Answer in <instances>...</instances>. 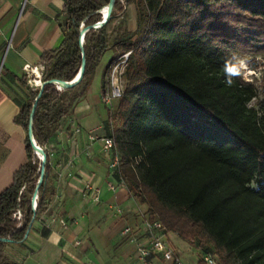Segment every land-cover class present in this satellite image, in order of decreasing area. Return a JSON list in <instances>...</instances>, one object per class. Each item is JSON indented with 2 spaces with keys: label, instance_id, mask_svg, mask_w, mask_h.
Wrapping results in <instances>:
<instances>
[{
  "label": "trees",
  "instance_id": "trees-1",
  "mask_svg": "<svg viewBox=\"0 0 264 264\" xmlns=\"http://www.w3.org/2000/svg\"><path fill=\"white\" fill-rule=\"evenodd\" d=\"M108 3L65 0V34L57 48L41 54V80H73L81 47L85 68L71 88L44 84L32 121L37 145L49 142L87 93L102 56L113 51L102 72L104 87L109 66L131 51L127 84L105 125L115 136L124 186L146 205L148 220L204 246L220 264H264V74L259 98L237 61L250 53L264 60V0H114L105 22L87 29L81 43L80 25L101 21ZM130 4L134 29L110 39L109 23ZM37 94L31 92L14 118L26 133L27 161L0 192V264H18L5 255L6 246L23 243L47 206L45 175L31 208L41 161L27 130ZM253 98L258 108L249 104Z\"/></svg>",
  "mask_w": 264,
  "mask_h": 264
},
{
  "label": "crops",
  "instance_id": "crops-1",
  "mask_svg": "<svg viewBox=\"0 0 264 264\" xmlns=\"http://www.w3.org/2000/svg\"><path fill=\"white\" fill-rule=\"evenodd\" d=\"M64 4L65 0H0V192L27 161L26 133L14 118L20 104L41 83V54L57 48L64 37ZM97 69L87 93L78 97L72 113L59 121L45 145L49 161L44 181L46 210L34 219L23 243H8L5 248V255L18 264H145L122 230L130 225L142 236L146 205L119 184L117 174L108 168L110 156L99 144L91 152L85 149L87 132L106 133L110 114L101 106L105 105L102 75L96 80ZM107 181L117 185L114 191ZM85 182L99 186L100 202H93L89 191H84ZM165 237L187 264L183 254L194 247L174 232H166ZM148 260L149 264H170L160 253Z\"/></svg>",
  "mask_w": 264,
  "mask_h": 264
},
{
  "label": "built area",
  "instance_id": "built-area-1",
  "mask_svg": "<svg viewBox=\"0 0 264 264\" xmlns=\"http://www.w3.org/2000/svg\"><path fill=\"white\" fill-rule=\"evenodd\" d=\"M130 53L131 51H126L118 55L108 68L106 83L101 91V100L106 104H112L114 100H118L123 95L124 84L122 81L125 75ZM38 68L39 70L43 71V65H39ZM35 69H37V67ZM75 132H80V128L75 127ZM86 138L85 149L87 152L92 151L94 144H99L100 149L103 152L108 153L110 156L108 168L117 174L119 177V184L124 185L123 180L120 177L121 157L117 149L112 127L110 126V133H98L96 130H90L87 132ZM42 147L44 150H46L45 146ZM70 163L71 162H69V164ZM106 183L108 188L112 191H114L117 187V185L112 181H107ZM85 190L89 191L88 194H90L93 202H100L101 189L98 185L85 182L84 191ZM36 206L37 202L35 201L32 205V209L36 210ZM115 208L117 213L122 212V209L119 206H116ZM15 216L17 218L21 217V212L19 209L15 212ZM42 225L47 227L46 223L44 222H42ZM143 226L144 230L142 236L138 233L136 228L130 225H126L123 228L122 234L125 235L128 240L135 243L138 256L142 261H144L145 264H149L148 258L154 253H160L163 260L169 262L170 264H185L175 248L171 246L166 239V233L158 219L150 221L146 218L143 222ZM203 260L206 264H219L217 257L209 252L204 254Z\"/></svg>",
  "mask_w": 264,
  "mask_h": 264
},
{
  "label": "rangeland",
  "instance_id": "rangeland-1",
  "mask_svg": "<svg viewBox=\"0 0 264 264\" xmlns=\"http://www.w3.org/2000/svg\"><path fill=\"white\" fill-rule=\"evenodd\" d=\"M102 11V9H101ZM136 19V12H135V7L133 4L127 5L125 6L123 12L119 15L118 18H116L114 21L110 22L108 25V34H109V38H113L117 33H121L123 30H132L135 27V20ZM118 54V53H117ZM112 53L110 51H107L101 58L96 72V80L99 76V78L102 75V71H103V67L105 66V64L109 61V59L111 58ZM237 61L239 62V66L241 69V75L243 77V79L245 81H250L253 82L254 85L256 86V90L258 92V97L262 98L263 94L261 91V86H260V82L262 79V76L264 74V60L261 56L256 55V54H245V55H241L238 57ZM99 70V71H98ZM42 81V80H41ZM123 84H124V89L125 86L127 84V80H126V75H124L123 77ZM95 87L96 89H98V84L96 82V86L93 85L92 89L95 92ZM97 91V90H96ZM117 103L118 100H114L113 104H106L102 106V109L105 107L106 110L108 109V111L113 113L117 107ZM249 104H254L257 108L260 106L259 103H257V101L253 98ZM109 115L107 114L106 116V121L108 120ZM112 117V122L115 121V118L113 116ZM102 162L103 161V157L100 159ZM38 171H39V167H38ZM47 175V173H46ZM180 238V237H179ZM182 240V239H181ZM193 250L190 252H187L185 254H183L184 258L187 260V264H200L199 260L201 258H203L204 254L207 252V249L204 246H193ZM218 262L220 264V259L219 257H217Z\"/></svg>",
  "mask_w": 264,
  "mask_h": 264
},
{
  "label": "water",
  "instance_id": "water-1",
  "mask_svg": "<svg viewBox=\"0 0 264 264\" xmlns=\"http://www.w3.org/2000/svg\"><path fill=\"white\" fill-rule=\"evenodd\" d=\"M113 3H114V0H109L108 5L104 6L105 12L103 15V12L101 11V13H102V20L101 21H99L96 24L91 25V26H86L84 24L80 25L78 35H79V39H80L81 43H83L84 33L87 29L91 28L93 30H97L105 22V20L107 19L108 15H109V12L112 9ZM82 34H83V36H82ZM81 53H82V63H81L80 69H79V73L77 74V75H79V78L82 75V73L84 72V68H85V56H84V51H83L82 47H81ZM77 75L75 76V78L77 77ZM75 78L73 80H71L70 82L65 81V80H60V79H47L45 81H41V83L38 87V94L35 98V101L33 102L32 109H31V112L29 115V123H28V130H27V135H28V139H29V142L31 144V147H32V152L41 161L40 170H39L40 175H39V178L37 180L36 189L34 191V194L32 195V198H31V208H32V205L36 201V198H37V187L39 186V184H41V182L43 181V177L46 175L45 166L47 164V155H48L46 150H44V148L42 146L37 145V143L34 139V136H33L32 121H33V116H34V111H35L37 100L39 99V97L42 93V90H43L45 83H53L56 85L57 89L71 88L77 83V81H74ZM58 85L60 86V88L58 87ZM32 211L34 212L35 210L32 209Z\"/></svg>",
  "mask_w": 264,
  "mask_h": 264
},
{
  "label": "bare ground",
  "instance_id": "bare-ground-1",
  "mask_svg": "<svg viewBox=\"0 0 264 264\" xmlns=\"http://www.w3.org/2000/svg\"><path fill=\"white\" fill-rule=\"evenodd\" d=\"M82 36H83V34H82ZM34 72H36L38 75H39V72L38 71H34ZM78 79H79V75H77V77L75 78V80L74 81H78ZM58 87L60 88V86L58 85Z\"/></svg>",
  "mask_w": 264,
  "mask_h": 264
},
{
  "label": "clouds",
  "instance_id": "clouds-1",
  "mask_svg": "<svg viewBox=\"0 0 264 264\" xmlns=\"http://www.w3.org/2000/svg\"><path fill=\"white\" fill-rule=\"evenodd\" d=\"M230 71L232 72L233 75L236 74V70L235 69H232ZM228 83L230 84L231 83V80H229Z\"/></svg>",
  "mask_w": 264,
  "mask_h": 264
}]
</instances>
